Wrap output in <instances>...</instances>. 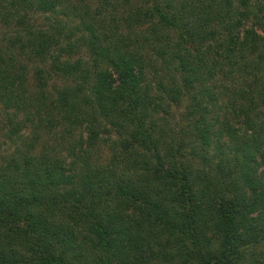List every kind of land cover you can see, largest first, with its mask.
I'll return each mask as SVG.
<instances>
[{
    "label": "trees",
    "instance_id": "1",
    "mask_svg": "<svg viewBox=\"0 0 264 264\" xmlns=\"http://www.w3.org/2000/svg\"><path fill=\"white\" fill-rule=\"evenodd\" d=\"M130 1L0 0V264H264V0Z\"/></svg>",
    "mask_w": 264,
    "mask_h": 264
},
{
    "label": "rangeland",
    "instance_id": "2",
    "mask_svg": "<svg viewBox=\"0 0 264 264\" xmlns=\"http://www.w3.org/2000/svg\"><path fill=\"white\" fill-rule=\"evenodd\" d=\"M73 1H78V3L81 5L83 3V1L86 3L87 1L89 2L91 7H94V5L96 4L95 1L96 0H73ZM136 0H131L130 2H132V5L135 3ZM141 2L140 0L136 1V5ZM43 16L44 14H34L33 18L36 21L37 24H42L43 22ZM60 19H62L61 21H67L66 17L63 15H60ZM44 25V24H43ZM14 29L7 26V25H3L0 22V49L3 50V48H8L9 45H11V41L14 40ZM12 46H17V45H12ZM11 46V49H14V47ZM81 54H84V52L82 51ZM26 63H28V76L31 77V75H33V70L37 65L36 60H30V59H25ZM150 73V72H148ZM148 78L152 79V74H148L147 76ZM183 106V104L181 105ZM180 107V106H179ZM171 110H172V115L174 117H177L180 112L182 111V107L178 108L176 105H172L171 106ZM5 122V116L2 115V113L0 114V156L1 155H5L8 153H12L13 151H15L18 147H20V143L22 141V137L23 136H18L15 137V139L12 141L10 140L6 134H5V130H4V123ZM27 131H25L23 133V135H26ZM112 138L115 137V134L111 135ZM24 138V137H23ZM111 155V151L110 149L107 147H105L104 152L102 153V160L103 162H106L109 157ZM197 163H199V165H202L200 158L195 160ZM1 162V160H0Z\"/></svg>",
    "mask_w": 264,
    "mask_h": 264
}]
</instances>
